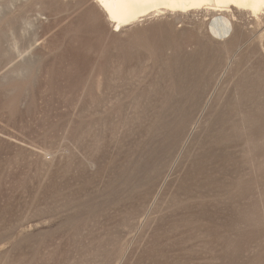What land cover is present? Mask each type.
I'll return each instance as SVG.
<instances>
[{"label":"rangeland","instance_id":"374dc122","mask_svg":"<svg viewBox=\"0 0 264 264\" xmlns=\"http://www.w3.org/2000/svg\"><path fill=\"white\" fill-rule=\"evenodd\" d=\"M93 1H0V264H264V20Z\"/></svg>","mask_w":264,"mask_h":264},{"label":"bare ground","instance_id":"6f19581e","mask_svg":"<svg viewBox=\"0 0 264 264\" xmlns=\"http://www.w3.org/2000/svg\"><path fill=\"white\" fill-rule=\"evenodd\" d=\"M17 1L10 0L9 4L15 5ZM92 7L109 27L115 29L114 32L122 31L128 26L141 22L142 19L149 18L151 20L167 15L174 17L181 15L185 20L193 21V30L197 38L195 40L198 43L202 45L208 43L210 53H220L226 59H229L227 56L235 51L241 39L245 37V29L240 21L244 19L249 21L250 19L252 21L264 20V0H94ZM6 10L9 9L6 8ZM255 23L257 24V22ZM191 42L189 47L192 48ZM194 46L193 49L197 47L194 48ZM239 120L241 121V119ZM262 170H264L263 167L260 169L261 173ZM257 171L259 172V169Z\"/></svg>","mask_w":264,"mask_h":264}]
</instances>
